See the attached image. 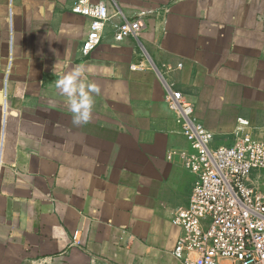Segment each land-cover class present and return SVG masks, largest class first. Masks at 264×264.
Returning a JSON list of instances; mask_svg holds the SVG:
<instances>
[{
  "label": "crops",
  "instance_id": "1",
  "mask_svg": "<svg viewBox=\"0 0 264 264\" xmlns=\"http://www.w3.org/2000/svg\"><path fill=\"white\" fill-rule=\"evenodd\" d=\"M94 1L146 25L122 42L109 26L84 57L90 20L74 0H0V264H182L172 218L195 177L166 157L189 143L165 82L215 146L240 118L264 140V0ZM81 64L99 93L76 126L55 80ZM251 183L264 191V171Z\"/></svg>",
  "mask_w": 264,
  "mask_h": 264
},
{
  "label": "built area",
  "instance_id": "2",
  "mask_svg": "<svg viewBox=\"0 0 264 264\" xmlns=\"http://www.w3.org/2000/svg\"><path fill=\"white\" fill-rule=\"evenodd\" d=\"M71 11L90 20L81 46L84 57L100 45L109 26L114 40L122 42L137 38L146 25L147 13L127 17L117 7L111 14L103 1L74 0ZM114 17L120 20L113 22ZM165 90L178 133L189 143L168 150L166 157L195 177L190 204L172 218L182 229L174 256L182 264H264V191L251 183L254 170L264 171V140L255 138L249 122L240 118L231 133L233 143L215 146V135L198 119L193 102L172 84L165 82ZM73 243H80L78 231Z\"/></svg>",
  "mask_w": 264,
  "mask_h": 264
},
{
  "label": "clouds",
  "instance_id": "3",
  "mask_svg": "<svg viewBox=\"0 0 264 264\" xmlns=\"http://www.w3.org/2000/svg\"><path fill=\"white\" fill-rule=\"evenodd\" d=\"M88 71L90 69L86 65H77L70 72L61 73L55 80V87L66 97L72 123L76 126L90 121L94 106L93 93H99L96 85L85 83V73Z\"/></svg>",
  "mask_w": 264,
  "mask_h": 264
},
{
  "label": "rangeland",
  "instance_id": "4",
  "mask_svg": "<svg viewBox=\"0 0 264 264\" xmlns=\"http://www.w3.org/2000/svg\"><path fill=\"white\" fill-rule=\"evenodd\" d=\"M8 13H9V10L6 11V10L4 9V11H2V13L0 14V16L2 15V16H3L2 19H3L6 15H8ZM3 21H4V20H1L2 23H0V34H1V32L5 31V28H4V25H5V24L3 23ZM1 42H2V41L0 40V47H1Z\"/></svg>",
  "mask_w": 264,
  "mask_h": 264
}]
</instances>
